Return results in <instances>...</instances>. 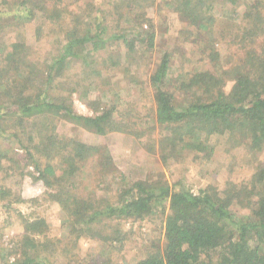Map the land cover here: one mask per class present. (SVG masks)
I'll use <instances>...</instances> for the list:
<instances>
[{
	"label": "trees",
	"instance_id": "16d2710c",
	"mask_svg": "<svg viewBox=\"0 0 264 264\" xmlns=\"http://www.w3.org/2000/svg\"><path fill=\"white\" fill-rule=\"evenodd\" d=\"M3 1L6 0H0V36L9 26L2 19L6 14L2 9ZM60 1H19L17 9L12 11L16 20L14 25H18L24 16L30 15L32 19L39 5V10L44 12V21L36 27V34H41L43 26L53 27V31L60 23ZM114 2V5L123 3L128 9L140 6L139 10L134 9L140 15L135 20L137 30L131 35H105L108 25L99 17L95 18V23L89 22V27L81 30L70 24L64 32L65 41L58 45L57 53L42 67L32 62L26 64L21 42H13L6 46L7 49L3 48L0 54V138L19 139L20 130L27 122L35 124L36 128L30 135V149L22 143L23 156L16 152L9 163L18 168L22 161L23 166L29 161L38 179L53 189L47 197L63 208L71 224L70 235L76 232V238L94 232L103 241L115 242L119 231L102 235L100 230L106 226L109 228L116 220L142 221L160 216L162 245H156L154 253L136 264H264L263 161L258 162L248 184L228 183L224 190L207 186L194 193L181 185L173 189L164 179L153 182L138 180L129 185L105 149L86 144L76 136L59 137L53 133L54 120L59 118L97 135L115 130L132 134L133 129L128 123L118 120L116 108L112 105L92 115L76 113L69 103L70 98L62 95L63 85L59 81L73 61L79 60L84 69H91L98 62L109 64L107 67L118 66V61L109 52L113 46L110 41L121 40L126 59L139 56L142 59L153 51L155 31L140 10L144 0ZM214 2L166 0L189 24L202 28L216 20L212 13ZM245 5L249 10L258 9L264 5V0H246ZM115 12L118 13L117 10ZM73 19H80L77 13L73 14ZM243 30L251 38L250 47L227 68L217 65L219 55L213 49L209 59L214 66L175 78L171 74V55L164 52L148 75L154 103L153 124L159 130L157 138L149 135V145L152 146L149 148L155 152L157 145V154L159 152L163 163L185 151L201 153L210 150L206 144L212 135H226L230 145L244 146L252 157L263 151L264 39L259 47L253 44L257 37L264 36V21L258 16ZM101 54L103 59L99 58ZM227 82L230 84L225 90ZM175 92L181 95V102L176 100ZM9 122L13 123V129L9 128ZM144 135L147 131L139 133L141 138ZM5 158V153L0 152V166ZM93 162V176L97 181H102L106 175L113 179L119 177L120 189H114L113 194L110 191L109 200L97 202L93 195L82 196L75 192L79 190L76 184L78 175L83 174V169ZM9 191L0 192L6 196ZM236 206L247 209L246 216L234 214L232 208ZM105 221L109 222L102 228L98 226ZM23 226L24 234L15 247L19 254L12 262L6 260L0 264H52L47 258L32 252L48 245L37 239L47 233L44 219H24ZM96 264L112 263L99 260Z\"/></svg>",
	"mask_w": 264,
	"mask_h": 264
},
{
	"label": "rangeland",
	"instance_id": "374dc122",
	"mask_svg": "<svg viewBox=\"0 0 264 264\" xmlns=\"http://www.w3.org/2000/svg\"><path fill=\"white\" fill-rule=\"evenodd\" d=\"M19 1L23 0L3 1L2 9L6 14L2 19L9 26H6L0 36V54L3 53V48L7 49V45L21 42L24 44L26 64L30 65L32 62L40 67L57 53L58 45L65 41L64 32L70 24L81 30L89 27V22L95 23V18L99 17L108 25L105 35H131V32L137 30L135 20L140 15L139 11H134L139 10L140 6L128 9L123 3L114 5V0H61L58 4L62 10L58 20L59 27L52 31L53 27L43 26L38 36L36 27L43 23L44 12L39 10L38 5L32 19L30 15L24 16L15 26L12 11L17 9ZM214 1L212 13L216 20L211 25L206 24L210 25L208 29L189 24L166 0H144L140 10L155 31L156 45L153 51L142 59L140 56L126 59L121 40L110 41L113 46L109 52L118 61V66L107 67L109 64L99 63L100 60L97 59L98 65L95 68L84 69L77 60L71 62L60 77L62 95L70 98L69 103L76 113L92 115L112 105L116 108L118 120L128 123L130 129H133L132 134L115 130L97 135L59 118L54 120L53 133L59 137L76 136L86 144L105 149L116 170L125 175L129 185L138 180L153 182L164 179L173 189H178L181 185L196 193L207 186L224 190L228 183L248 184L258 162H264V149L254 154L253 158L244 146L230 145L226 135L210 136L206 144L210 150L201 153L185 151L165 163L160 160L159 152L157 154V145L155 152L149 148L152 147L149 145V135L157 138L159 130L153 124L154 103L147 77L156 67L161 55L164 52L171 55V74L175 78L179 75L189 76L214 66V62L209 59L213 49L219 55L217 65L227 68L250 47L251 38L243 28L258 16L264 21V5L249 10L245 5L246 0ZM76 13L81 21L73 19V14ZM256 39L253 45L259 47L264 36ZM99 58L103 59L104 55H99ZM229 84L230 82L226 83L225 90ZM171 90L174 91L172 88ZM175 97L181 102L179 93L175 92ZM9 128L13 129V123L9 122ZM10 129L7 130L10 132ZM35 129V124L27 122L24 129L20 130L19 139L0 138V152H4L6 157L0 166V191L10 190L6 196L0 192V197H3L0 198V262H12L19 254L15 247L24 234V219L42 218L46 222L47 233L37 239L47 243V248L43 246L37 252H32L47 258L52 264H96L99 260L110 261L112 264H136L154 253L156 245H162L160 216L142 221L116 220L109 228H102L109 221L98 224L102 228V235L119 231L115 242L103 241L94 232L83 234L80 238L75 237L78 235L76 232L73 236L70 235L71 224L63 208L47 197L53 189L47 188L38 179V174L28 160L24 166L22 161L18 168L9 163V159L15 158L16 152L23 156L20 148L22 143L30 149L29 139ZM143 131H147V135L141 138L139 133ZM95 162L88 164L83 169V174L78 175L76 184L79 190L75 192L82 196L93 195L97 202L109 200L110 191L113 194L114 189H120L119 177L113 179L106 175L102 181H97L93 176ZM232 211L237 216H246L248 213L247 209L238 206L233 207Z\"/></svg>",
	"mask_w": 264,
	"mask_h": 264
}]
</instances>
